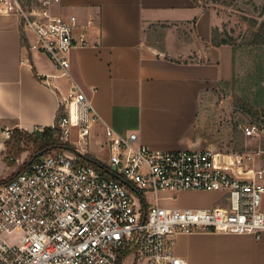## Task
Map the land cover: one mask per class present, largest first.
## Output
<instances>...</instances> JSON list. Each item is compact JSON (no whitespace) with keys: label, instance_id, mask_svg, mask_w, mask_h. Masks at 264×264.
<instances>
[{"label":"built area","instance_id":"1","mask_svg":"<svg viewBox=\"0 0 264 264\" xmlns=\"http://www.w3.org/2000/svg\"><path fill=\"white\" fill-rule=\"evenodd\" d=\"M61 4L0 0V15L20 20L25 50L45 53L59 71L51 75L71 78L58 107L62 137L71 142L73 128L86 140L103 118L70 71L71 52L91 45L87 30L94 18L82 24ZM43 81L50 85L47 77ZM104 124L111 155L103 168L76 151L57 149L0 184V264H190L174 250L173 237L182 232L251 234L264 242V168L234 173L217 165L211 147L152 148L137 131L122 134ZM242 131L264 138V126L256 122ZM4 132L10 137L9 129ZM186 189L219 191L225 204L161 203Z\"/></svg>","mask_w":264,"mask_h":264},{"label":"crops","instance_id":"2","mask_svg":"<svg viewBox=\"0 0 264 264\" xmlns=\"http://www.w3.org/2000/svg\"><path fill=\"white\" fill-rule=\"evenodd\" d=\"M61 7L82 24L94 18L87 30L91 45L70 54L73 78L104 120L93 124L86 146H78L83 153L107 163L110 146L97 140L106 133L104 122L122 134L137 131L152 148L211 147L200 133L203 106L234 70L233 47L212 44L214 22L206 33L199 29L211 10L198 0H62ZM157 33L158 41L151 37ZM25 35L16 16L0 15L1 153L5 130L55 124L60 93L71 83L68 76L51 75L59 71L45 53L25 50ZM199 191L210 196L207 202L173 207L225 204L221 192ZM173 238L175 252L190 264H264V242L251 234L182 232Z\"/></svg>","mask_w":264,"mask_h":264},{"label":"rangeland","instance_id":"3","mask_svg":"<svg viewBox=\"0 0 264 264\" xmlns=\"http://www.w3.org/2000/svg\"><path fill=\"white\" fill-rule=\"evenodd\" d=\"M198 1L213 12L206 13L199 25L200 31L206 33L210 28V21H213L214 27L227 31L236 40L233 48V77L230 81L220 84L214 93L208 96L200 118V133L206 139L207 146L215 150L217 165L238 174L247 173L254 168H264V138H248L242 131V126L249 122L264 126L262 116L256 117L249 112L254 108L262 114L264 110V44L252 42V32L264 18V0ZM151 37L158 41L161 33ZM23 133L21 141L16 142V138H12V130L6 141V150L4 149L3 153L0 151V179L8 177L16 169L20 171L38 149L33 132ZM88 136L86 140H81L78 137V129L73 128L71 142L84 148ZM97 140L108 149L109 138L106 133H100ZM249 154L252 157H249ZM13 156L17 159H13ZM108 157L109 150L103 158ZM171 194L172 197H165L161 203L171 207L191 206L198 202H207L210 197L199 189H186ZM135 198H138L136 194Z\"/></svg>","mask_w":264,"mask_h":264},{"label":"trees","instance_id":"4","mask_svg":"<svg viewBox=\"0 0 264 264\" xmlns=\"http://www.w3.org/2000/svg\"><path fill=\"white\" fill-rule=\"evenodd\" d=\"M263 9H264V5H263ZM211 41H212V44H214V45L229 44L233 48L235 47V42H236L235 38L232 35H230L227 31L225 32V30L221 31L218 27L213 28V35H212ZM252 42H254L256 44H264V18L258 24L257 29L252 32ZM248 103H250V102L248 101ZM249 112H251L256 117L262 116V118H264V110H263L262 114H259V111L255 110L254 108H251L249 110ZM59 114L60 113L57 112L56 122L54 125L44 126L41 129L38 128L37 130H33L32 135L35 137V143L38 144L37 145V148H38L37 151H39L45 147L51 148L46 153H48L54 149H65L67 146L75 148V146L70 141L64 140L62 138V132L63 131H62V128L58 124ZM13 132H14V134L12 135V138H16V142L21 141V139L23 138V135H24L23 132L29 134L28 131L20 129V128H14ZM89 156L91 157L92 155L90 154ZM13 157L16 158L15 156H13ZM92 158L94 160H96L98 163H102V164L106 165L105 162L98 160L97 158H95L93 156H92ZM82 160L85 161V159H82ZM90 163H93L94 165H96L98 167L97 163H95V162H90ZM30 164L31 163L27 162L26 164L23 165V167L20 170L27 168ZM10 177L11 176H9L5 179H1L0 184L7 182L10 179Z\"/></svg>","mask_w":264,"mask_h":264},{"label":"water","instance_id":"5","mask_svg":"<svg viewBox=\"0 0 264 264\" xmlns=\"http://www.w3.org/2000/svg\"><path fill=\"white\" fill-rule=\"evenodd\" d=\"M66 148H67V149H71V150H73V151H76V152L79 153V155H80L81 157H83L86 161H88V162H95V163H97L101 168L104 167V165H103L102 163H98L96 160H94L92 157L88 156L87 154H85V153H83V152H79L77 149L72 148V147H70V146H67ZM49 149H51V148H50V147H45V148L39 150V151L36 152V153L34 154V156L28 161V163H32V161H33L34 159H36V158H38L39 156L45 154L47 151H49ZM105 169H106V171H110V170L107 169V168H105ZM110 173H111L112 175L116 176V177L119 178V179H123L119 174H117V173L114 172V171H110ZM130 186H131L133 189H135V190L137 191V188H136L133 184H130Z\"/></svg>","mask_w":264,"mask_h":264}]
</instances>
